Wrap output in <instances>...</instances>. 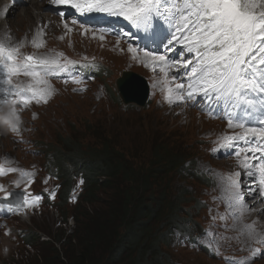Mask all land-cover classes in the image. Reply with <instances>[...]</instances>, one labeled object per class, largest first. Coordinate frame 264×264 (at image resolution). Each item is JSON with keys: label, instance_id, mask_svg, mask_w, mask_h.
Masks as SVG:
<instances>
[{"label": "rangeland", "instance_id": "rangeland-1", "mask_svg": "<svg viewBox=\"0 0 264 264\" xmlns=\"http://www.w3.org/2000/svg\"><path fill=\"white\" fill-rule=\"evenodd\" d=\"M20 10L15 9V13L8 16L10 21L13 20V23H11V26L4 23L8 26L6 29L10 30L6 32L1 27L4 34L0 31V39L5 38L6 35L10 36V43L12 44L25 40L23 36L26 34L25 29L18 28V23L21 22L18 20ZM45 11L46 9L43 8L44 17L47 15V23L63 39H47V36H44L42 47L36 48L32 43L24 44V47L20 50L22 54L54 56L56 53H63L59 57V59H62L96 53L109 61L108 65L112 75L102 85H94L89 92L82 94L74 92L72 89L65 87L64 84L56 85L51 103L45 108L21 107L19 104L2 106L1 117H4L9 107H16L20 116V131L9 132L5 128L6 123L3 124L0 120V162L9 168L18 170L0 176V185L6 191L11 188L40 191L44 187H48L46 179L53 176L56 171L54 163L56 151L54 149L57 148V144L63 146L66 143L74 147L77 144L81 147L89 145L90 148L96 150L99 148L104 149L105 146L110 149L116 147L120 154H123V150L128 152L126 157L130 159L129 162L132 165L135 164L141 167V169L144 166L149 167L150 160H157L154 155L158 152L164 153L165 150H169L176 156L190 153L191 160L196 162L197 167L195 165L190 167L187 164L184 172L170 177L165 182V186H168V192L172 193L171 201L175 203V208L179 209L180 207L185 210V230L196 232L198 228L202 229L203 237L206 240L213 239L220 249V254L215 258L204 255L197 248L187 246L186 242L179 243V236L176 235L175 239H172L166 248L167 253L172 258L170 264H264L263 255L262 257H256L252 253H244L245 250H239L237 242H240V240L236 237L237 242L233 240L227 224L228 217L224 218L226 224L220 223L223 220V214L213 200V195L218 190L217 177L208 175L209 173L214 174L215 170L209 166L206 167V165L211 164L218 171H222L224 175L229 174L227 173L228 168L236 169L235 164L230 161L214 160L225 159V157L217 155L220 147L218 143H221V138L225 134L222 133L224 127L220 123L201 118L195 112L192 113L196 115L193 116L190 113L188 117L185 112H182V109L180 111L178 103H166L169 102L167 86L165 85L166 78L160 71H146L154 81L155 88L153 101L150 102L148 107L141 111L124 112L122 106L116 102L113 86L117 71L131 64L129 57L114 51L112 48L113 41H100L94 38L91 33L85 31L75 33L72 27L69 31L70 28L66 29L56 18H53L55 21L52 20V17H50L52 13ZM5 12L8 13V9ZM25 19L30 23L26 27L35 25L34 21L28 18ZM50 36H53V34H50ZM140 73L142 74V71ZM49 83L52 84L51 81ZM169 83H171L170 78ZM172 98L175 99L174 96ZM132 110L136 109L133 108ZM34 114L35 118H33ZM208 132L214 133V135L206 136L205 134ZM15 138H22L23 145L15 144L17 143L14 141ZM99 138H101V141H99ZM161 139L164 144L152 149V146L160 142ZM203 140H206L209 145L202 144ZM104 142H109L110 145L108 143L106 145ZM211 151H213L212 157L210 156ZM185 160L187 159L185 158ZM158 169L161 168H156L154 171ZM19 170L32 175H22ZM142 171L140 174H142ZM218 176L221 177V174ZM105 178L108 181L113 180V177L109 178L107 175H105ZM165 179L166 177L158 181H164ZM244 188L245 186L240 188L242 201L244 200ZM101 195L103 197V194ZM183 201L185 203L180 205ZM250 201L253 200L250 199ZM205 202L213 203L219 216H211L209 210L205 207ZM74 206L69 204L67 209L65 207L61 209L63 215L59 210L60 207H47L46 204H43L42 209L29 219L13 218L0 221L1 229H3L0 232V264H22L34 258L33 255L36 253V251L34 254L32 252L34 247L31 248V246H26L21 242L23 238L20 237V234L23 230L40 232L44 239L60 234L61 231L56 230L61 228L65 229L68 234L71 233L70 227L75 223L73 215H70L67 226L64 224V217L70 214ZM251 208L253 209V207ZM260 208L262 209V206L256 204V209ZM189 213L197 217L193 218ZM77 215H80V213L78 212ZM248 217H251V214H248ZM237 218H240V214ZM85 222L87 221L85 220ZM235 224H232L234 228L232 233L243 237L241 234L243 224ZM257 228L260 234H264V222L259 221L257 223L256 233ZM8 229L17 231L13 236L8 237L4 232ZM187 235L189 236L190 233ZM108 237L109 232L105 235V239ZM151 246L152 243L148 244L146 251ZM263 246L264 244H261L259 247ZM99 250L97 249L95 252Z\"/></svg>", "mask_w": 264, "mask_h": 264}, {"label": "snow or ice", "instance_id": "snow-or-ice-1", "mask_svg": "<svg viewBox=\"0 0 264 264\" xmlns=\"http://www.w3.org/2000/svg\"><path fill=\"white\" fill-rule=\"evenodd\" d=\"M54 2L69 4L81 15L104 13L122 17L133 27L145 31L152 30L153 21L163 17L171 29L164 39H167L169 45L176 43L183 46L176 54L178 57L182 53L192 54V59H173L149 51H144L140 56L138 49L131 45L128 51L132 53V59L140 60L145 67L151 66L153 71L158 67L164 74L169 103L195 102V98L200 96L206 98L205 102L216 101L219 104L223 101L233 107L242 108L247 113H251L257 102L261 109H264V0H54ZM65 28H68L67 24ZM38 35H43L42 29ZM32 44L36 48L43 46V42L37 43L35 38ZM22 47L23 42L10 43V36L6 35L0 39V72L3 73L4 82L8 86L4 89L5 94L0 97V107L9 103H18L24 107L33 101L47 103L55 90L46 76L57 71L67 72L68 66L75 64L71 60L61 63L59 57L63 53H56L54 56L25 55L20 51ZM173 69L176 74L170 77L169 83V73ZM19 75L30 77V82L13 85L12 77ZM181 75L187 78V86L183 82H177ZM10 97L19 99L10 100ZM4 119L13 132L20 131V116L16 107H9ZM260 123L264 124V120ZM232 126L230 120L229 127ZM236 126L244 131L236 136L223 137L224 143L221 147H233L237 140L249 144L253 140L260 141L257 146L247 149V152L253 155L249 157L246 152L243 159L238 160V167L244 170V175L252 177L257 183L258 188L253 191H257L264 202V127H245V124L240 122H237ZM256 153L261 155L256 156ZM236 155L240 157V152ZM251 160L257 163L253 164ZM6 171L18 170L8 168ZM19 171L25 176L32 175L23 170ZM2 174H5V169L0 166V175ZM240 177V171L226 176L221 174V179L225 182L224 191L228 193L230 199L229 208L233 203L242 201ZM2 190L3 186L0 185V191ZM10 195L12 194L6 193L3 199L7 200ZM29 195L25 189V196L18 198L17 210L22 206L38 204L41 198L32 197L33 203L30 204ZM54 196L53 193L52 198ZM238 206L248 212L256 210L249 208L246 202ZM259 211L264 214V209ZM256 226L255 221L245 225L249 229V236L264 244V234H257Z\"/></svg>", "mask_w": 264, "mask_h": 264}, {"label": "trees", "instance_id": "trees-1", "mask_svg": "<svg viewBox=\"0 0 264 264\" xmlns=\"http://www.w3.org/2000/svg\"><path fill=\"white\" fill-rule=\"evenodd\" d=\"M104 143L110 145L109 142ZM161 144H164L162 139L152 149ZM55 149L57 160L54 163L60 167V178L69 180L72 178L71 170H66L67 175L64 164L67 159L72 160L84 152L80 146L72 149V152L66 147L60 148L58 144ZM126 154L128 152L125 150L120 154L116 147L110 149L107 146L93 151L90 158L92 165L85 169L93 172L94 182L86 193L83 206L74 209L77 230L71 236H66V231L61 229L62 233L52 238L53 243L39 242L34 258L22 264H115L124 252L137 249L141 250L140 264L143 261L144 264L156 263V259H150L146 246L154 241L155 250H161L159 239H156L158 229L155 231V228L163 225L168 217L165 214L169 215L172 208L167 187L162 194H154L159 192V186L157 188L155 184L180 167L185 158H191V154L176 156L169 150L158 152L154 155L157 160L149 161L150 168L144 166L142 169L132 165ZM156 168L163 170L154 171ZM104 175L113 177V180L98 186L97 177ZM67 191L68 187L64 191V198ZM78 212L80 215H77ZM108 232L109 237L105 239ZM55 244L60 245L59 249ZM97 249L100 250L95 252Z\"/></svg>", "mask_w": 264, "mask_h": 264}, {"label": "clouds", "instance_id": "clouds-1", "mask_svg": "<svg viewBox=\"0 0 264 264\" xmlns=\"http://www.w3.org/2000/svg\"><path fill=\"white\" fill-rule=\"evenodd\" d=\"M111 18H112L113 22H116L118 24H122L124 22H127L122 17L111 16ZM147 38H149V37H147ZM106 40H108V41L111 40L114 42V44L112 46L114 51L123 53L124 55H127L130 59L131 56L129 55L128 52H126L124 50V47H122V46L120 47L117 44H115L116 42L111 38L106 39ZM92 54H95V53L86 54V56L83 55L81 57H69V58L79 60V59H82L83 57H91ZM132 60L130 59L131 64L127 65L126 68H123V69H120L117 71L116 76L114 78V84H115V80L118 78V76H120L121 71L124 73V75H131V76H137V77L141 76V77H144L146 79H149V81L152 80L151 77L146 73V71L152 69V67L150 69H147L145 66L143 67L142 64L138 62V60H133V61ZM140 71H142V74L140 73ZM107 72H108V76L110 77V75H112V71L110 70V67L107 68ZM169 75H171V74L169 73ZM169 78H170V76H169ZM57 85H59V84H57ZM94 85H102V82H94L92 84H89L88 87H86L85 89L73 87V85H71L69 83L64 84L65 87L70 88L74 92H78L79 94L89 92L90 89L92 88V86H94ZM185 85H187V83H185ZM113 92L116 96V102L120 106H122V108L124 109V112L137 111L135 104H131L126 98L121 97L116 92L115 89H113ZM127 94L132 96L131 91H129ZM50 101H48L47 103H36L35 101H33L29 105L35 106V107H40V108H45V107L49 106L48 103ZM191 102L192 101L177 102L178 108L180 109V111L182 109V112H185L188 117L190 116V113L195 112L197 115H199V116H201V118H203L202 115L200 114V112L197 111L192 106ZM133 108L136 110H132ZM217 123H220V122H217ZM220 124L224 127V131H225L226 126L223 123H220ZM222 133H223V131H222ZM211 134H212L211 132H208L205 135L207 136V135H211ZM14 141H16L17 143L20 141L21 142L20 146L23 145V139L22 138L21 139H14ZM201 143L203 144V142H201ZM63 146L66 147L67 149H69V151H71V152H72V149L75 148L74 146L66 144V143H64ZM77 146H80V145L77 144ZM60 148H61V146H60ZM80 149L83 150V152H84L83 155L75 156L74 159H72V160L67 159V162L63 166V168H65L66 174H67V171H66L67 169L71 170L72 178L69 180L60 178L61 177L60 167H58L55 164L56 171L54 172V175L50 176L46 179L48 182V187H44L40 191H31V190H28L26 188H11V189H8L6 191V189L3 187V190L0 191V205H5V207H0V221H7V220H11L13 218L29 219L37 211L42 209L41 206L43 204H46L47 207H53V208H54V206L60 207V209H59L60 211L64 207L67 209V206L70 204V205H75V206L73 207L70 214L68 216L64 217V224H65V226H67L68 219H69L70 215H73V221L75 223L73 224V226L70 227L71 233L68 234V232L66 231V236H71L73 233H75V231L77 230L78 224L76 223V220H75V217H76L75 213L76 212L74 211V209L76 207L83 206L82 204L85 202L86 193L93 185V182H94L93 172H88L85 168L92 165L90 163V158L92 156L93 151H96V149H92L90 147L88 148L87 146H84V147L80 146ZM54 151H56V149H54ZM192 155L194 156L193 153H192ZM194 157H196V159H198L197 156H194ZM54 158L57 160L56 154H55ZM221 161H225V160H221ZM187 164H189L190 167H193L194 165L197 167L196 162H193L191 160V158H188L187 160H185L183 162V164L180 167L170 171V173L168 174V176L166 177V179L164 181H158L157 180L155 187L158 188V186H159V192L156 191L154 194H162L165 187H167V189H168V186H165V182L167 180H169V178L174 176L175 174H180L181 172H184V169H185ZM199 165H201V164H199ZM0 166L4 167L5 174H6L7 173L6 170L9 167L4 165L2 162H0ZM215 170L217 171L218 174H224L222 171H218L217 169H215ZM5 174H2L0 176H3ZM81 181H82V183H81ZM106 181L107 180L105 178V175L97 177V182H98L97 185L98 186H101ZM67 187H68V191L66 193V198H64V191ZM25 189H26L27 194H30L29 198L39 196L41 199L39 200L38 204H34L33 206L25 207L24 209L17 210L16 205H17L18 198L25 196ZM48 191H52V193L48 195L47 194ZM6 193H11L12 195H10L7 200H4L3 197L5 196ZM53 193L55 194L54 197H56L54 201H52V199H54V198H52ZM167 197H170V205L172 208V212H170L169 215L165 214V216H168V217L163 222V225L161 224L155 228V231H156V229H158V235H157L156 239H159L158 244H159V247L161 250L160 251L155 250V248L153 247L154 241L151 242L152 243L151 248L147 249L148 252H150L149 253L150 259L151 260H155V259L157 260L156 263H154V264H170L172 258H170L169 254L166 251V248H167L168 243L172 239H175V237L173 236L175 232L180 231V232H185L186 234L190 233V236H191L190 243H192V241L194 239L198 240V243L201 240V231L202 230L200 228H198L196 232L195 231L188 232L185 230V228H184V226H185V223H184L185 210L181 209L180 207H179V209L175 208V206H174L175 203L173 201H171L172 200V193H169L168 190H167ZM29 203L32 204L33 202L29 201ZM184 203H185V201L181 202L180 205H183ZM262 209H264V208H262ZM61 213H62V211H61ZM257 213H258L257 211H254V213L251 214V217H248V214L246 213L245 217L243 219L244 223H248V220L251 219L252 217H255L257 215ZM190 216H192L193 218L197 217L194 214L193 215L190 214ZM227 224H228L230 230L233 231L234 228L228 222H227ZM61 229H63V228H61ZM61 229H57L56 231H59V230L61 231ZM63 230H65V229H63ZM2 231H3V229H1V224H0V232H2ZM16 231L17 230L14 231L11 229L4 230L5 235L8 237L13 236ZM258 233H259V230H258ZM60 234L54 235L52 238H57ZM20 237L23 238V240L21 242L24 245L31 246V248L34 247V249L32 251L33 254L35 253L36 249H38L37 245L39 244V242H52L53 243L52 238L44 239L42 234L40 232H37V231H30L29 232V231L23 230L20 234ZM145 242H147V240H145ZM55 246L59 249L60 245L55 244ZM197 249L199 251H201V253H203L204 255H207L211 258L216 257V256H213L209 252H205V251L200 250L201 248L199 247V244H198ZM140 256H141V250H139V249H137L135 251H126V252H124V254L122 256H120L117 259L115 264H140L142 262V259H140V260L138 259V258H140ZM144 262L145 261H143L142 264H144Z\"/></svg>", "mask_w": 264, "mask_h": 264}, {"label": "bare ground", "instance_id": "bare-ground-1", "mask_svg": "<svg viewBox=\"0 0 264 264\" xmlns=\"http://www.w3.org/2000/svg\"><path fill=\"white\" fill-rule=\"evenodd\" d=\"M11 4L12 3L10 2V0H8L7 2H4V0H0V31L1 32H2L3 29L6 32L9 31L10 29H6V27H8L7 24L9 26H11V23H13L12 22L13 20L10 21L8 19V16H10V15H12V14L15 13V10H13L14 8H11L8 13L5 12L7 9L10 8ZM21 6H22V9L18 13V20L21 21V22L18 23V28H20V29L21 28H24L25 29L24 31H25L26 34L23 35L25 37V40L22 41L24 44H30V43H32V40L34 38L36 39L37 43H41V42L44 43V40H43L44 36H47V39H57V38H61L60 37V34L50 24L47 23V19L43 15V12H42V9L43 8H51L48 5V3H46V2L40 3V2H38L36 0H24V2L21 3ZM25 18H28L29 20L34 21L35 22V25L32 23L33 26L28 25L26 27V25L27 24H30V23H28ZM51 19L54 20L53 18H51ZM4 23H7V24H4ZM69 27H72L73 28V26H69ZM41 29L43 30V35L42 36L41 35H38V33L40 32ZM50 34H53V36H50ZM72 36L75 37L74 35H72ZM27 78H25V79H27ZM7 87L8 86L4 82V80L0 78V95L4 94V89L7 88ZM50 103L51 102H49L48 105H50ZM192 115L194 116L196 114L195 113H192ZM212 124H214V123H212ZM232 167H233V164H232ZM235 171H236V169L228 168L227 173L230 174V173H233ZM221 194L225 195V193L223 191H221ZM246 204H247V206L249 208H251V205L248 202ZM238 205L239 204H237L236 208L239 210V214L242 215V213H243L242 216H245L246 213L247 214L254 213V211H251V212L248 213V211L246 209L241 208ZM230 209H232V207ZM230 211L237 212L235 210H230ZM232 220H234V219H232ZM258 220L261 221V222L262 221L264 222V214H261L260 211L257 213V215L255 217H252L251 219H249L248 220V223H242L243 224V228H242L243 231H242L241 234H242L243 238L244 237H247V238H245L243 241L237 242V244L239 246V250H241V251H244L245 250L244 253H250V254L252 253L256 257H262V255L264 256V250L258 248V246L256 245V243L254 242V241H256V239L254 237H250L249 236V229L245 227V225H249L253 221H255L256 223H258L259 222ZM236 224L237 225H240L239 222L236 223ZM259 233L257 232V234H259ZM236 236H238V235H233L234 238ZM238 237H241V236H238ZM248 238L250 239L251 243H246L249 240ZM256 248H258V249H256ZM257 251H259V253Z\"/></svg>", "mask_w": 264, "mask_h": 264}]
</instances>
